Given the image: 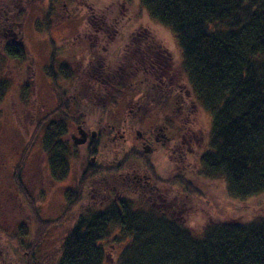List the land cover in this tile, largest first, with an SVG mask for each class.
I'll return each mask as SVG.
<instances>
[{
	"label": "rangeland",
	"instance_id": "1",
	"mask_svg": "<svg viewBox=\"0 0 264 264\" xmlns=\"http://www.w3.org/2000/svg\"><path fill=\"white\" fill-rule=\"evenodd\" d=\"M49 4L48 0H37L21 6L18 36L28 50L26 61L9 60L0 49V96L4 92L0 97V264H55L65 236L87 208L95 204L92 200L99 197L89 190L84 202L68 210L67 192L78 187L89 158L83 156L84 147L73 148L70 176L56 183L43 150L46 125L53 120L62 121L61 115L51 119L47 116L75 93L79 76L83 75V71L77 73L79 69L101 63L118 68L121 59L138 58V49L145 52L149 42L155 48L150 56L164 53L165 66L178 78L187 80L176 34L154 21L140 0H56L52 10ZM98 25L102 33L109 35L96 32ZM4 37L11 41L12 37ZM128 43L129 52L125 49ZM165 52L170 53L173 63ZM186 86L189 88L188 83ZM191 95L190 100L182 101L177 119L161 113L164 98H157L161 102L156 112L131 121L127 114L132 102L146 101L139 94L105 103V110L102 103L100 107H88L89 116L84 119L92 129L102 132L96 164L121 168L120 175L110 170L92 178H108L117 183L131 168L140 170L138 173L143 176L144 169L152 167L154 175L167 186L165 195L159 198L163 205L169 206V213L200 237L208 225L244 223L263 216L264 193L236 200L229 196L223 180L203 175L200 157L209 150L212 118ZM80 105L81 102L72 108L77 109L75 113ZM68 116L64 120L68 132L62 141L70 146L74 131L71 126L75 122L70 112ZM164 124L170 128V142L164 146L155 144L156 150L150 154L138 146L134 136L123 133L128 129L150 131ZM17 177L21 187L17 186ZM110 264H115L114 260Z\"/></svg>",
	"mask_w": 264,
	"mask_h": 264
},
{
	"label": "trees",
	"instance_id": "2",
	"mask_svg": "<svg viewBox=\"0 0 264 264\" xmlns=\"http://www.w3.org/2000/svg\"><path fill=\"white\" fill-rule=\"evenodd\" d=\"M36 1L0 0L5 58L27 60L28 50L18 36L21 6ZM55 1L48 0L51 10ZM140 1L154 21L176 34L183 75L197 103L211 115L209 150L200 157L203 175L223 180L236 200L263 194L264 0ZM100 25L96 32L102 33ZM5 35L12 37L10 42ZM130 46H125L127 52ZM141 60L123 58L122 68L136 70ZM63 103L47 116L58 114L62 121L46 125L42 142L54 182L66 180L72 157L62 141L68 119ZM95 174L86 171L80 185L67 192L68 210L84 202L83 191ZM16 182L21 187L18 177ZM119 185L98 186L99 197L65 236L55 264H264V215L244 223L208 225L197 237L169 213L155 189Z\"/></svg>",
	"mask_w": 264,
	"mask_h": 264
},
{
	"label": "flooded vegetation",
	"instance_id": "3",
	"mask_svg": "<svg viewBox=\"0 0 264 264\" xmlns=\"http://www.w3.org/2000/svg\"><path fill=\"white\" fill-rule=\"evenodd\" d=\"M102 34H104V32ZM106 34L109 35V33ZM131 38L132 36L130 39ZM108 39H110V37ZM148 43L149 42L146 43L145 52L138 49L140 51L139 57L143 60H141L140 68L131 72H126L122 68L121 63L118 68H112L107 63H101L98 64L97 67L87 68V70L84 69L85 71L83 69L77 71V73L83 71V75H80L81 77L79 76V86L77 85L74 90L75 93L70 98L64 100L63 106L66 107V116L69 117L68 112H70L72 115L71 118L75 122L71 126L74 129L71 133L72 143H70V146L68 145L71 155H74L75 153L73 148L84 147L85 152L83 153V156L89 158V164H87V167L83 171V174L81 175L82 178L86 171H89V168H92V171L100 175L103 173L106 175L110 170H115L113 172H118V175H120L119 172L121 171V168L119 169L116 166L110 167L109 165L96 164L98 153H100L101 150L99 140L101 139L102 132L92 129L87 123L85 119L88 118L89 115L86 108H96L98 105L100 107V103H102V110H105L107 106H104L105 103L116 102L125 98V96L129 97L133 94H139L146 98L145 102L147 103H145L144 100L137 101L136 104H133L132 102V108L127 114V118H132L131 121H136L143 116H147L149 113L156 112L158 104L161 102L156 101L155 99L157 98H164L161 113H164L166 117L170 116L171 119H177L180 116V111L182 109L181 106H183L182 101L184 99L190 100L192 96L191 94H193L191 89L186 86V83H188L187 80L185 82L184 79L182 80L181 78H178L172 69L165 66L164 60L166 57L164 56V53L154 51L156 52L154 53L155 56H150V54H153L152 50L155 48L149 46ZM165 55L169 56V62L173 63L174 60L170 56V53L168 54L165 52ZM145 60H149V62H145ZM53 75H55V72L52 73V76ZM55 79L56 77L53 76V80ZM80 102L82 103V105H80L81 108L79 112L75 113L77 109L74 110L72 108ZM61 106L62 104L60 105V108ZM105 112L107 113V111H101L100 113ZM169 129L170 128L164 124L160 127L152 128L150 131L139 132L137 129H128L123 133L128 136H134L135 142L138 146H140L146 153L150 154L155 152V144H161L164 146L170 142V138L168 137ZM180 129L184 132L183 127ZM175 131L178 130L175 129ZM67 132L68 128H66L65 135ZM113 133L115 140L116 133ZM178 133H180V131ZM123 137L124 136H121L120 138ZM124 141H127V139H124ZM185 155H187L186 152ZM132 170L133 169L131 168V171L127 172L125 176L122 175L120 179H117V183H120L119 186H124V184L133 185L135 186V189H138L139 191L149 187L150 189L156 190L157 198H161L165 195L166 190L164 189H166L167 186L156 183L153 177L155 169L152 167L145 168L143 176L139 175L138 172H140V170ZM131 173H134V175L132 174V176ZM69 176L70 172L67 178H69ZM80 178L78 180V186L81 182ZM109 180L110 179L108 178L102 180L93 179V184L85 186V191H83L84 195L86 196L88 193L90 194L91 190L95 192V195L99 194L100 191L98 186L104 184L111 186V184L115 183ZM92 201L95 203L94 199Z\"/></svg>",
	"mask_w": 264,
	"mask_h": 264
},
{
	"label": "water",
	"instance_id": "4",
	"mask_svg": "<svg viewBox=\"0 0 264 264\" xmlns=\"http://www.w3.org/2000/svg\"><path fill=\"white\" fill-rule=\"evenodd\" d=\"M80 143H82V142H80ZM80 143H79V144H80Z\"/></svg>",
	"mask_w": 264,
	"mask_h": 264
}]
</instances>
